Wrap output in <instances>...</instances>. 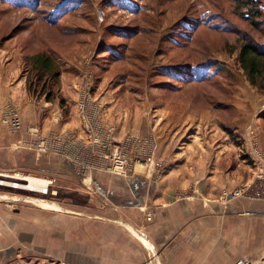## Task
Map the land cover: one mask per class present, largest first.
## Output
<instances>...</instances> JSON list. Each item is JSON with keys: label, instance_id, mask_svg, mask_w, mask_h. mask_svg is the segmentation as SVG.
<instances>
[{"label": "crops", "instance_id": "crops-1", "mask_svg": "<svg viewBox=\"0 0 264 264\" xmlns=\"http://www.w3.org/2000/svg\"><path fill=\"white\" fill-rule=\"evenodd\" d=\"M21 65L20 52H0V107L17 108L22 123L21 131L12 133L0 122V176L37 173L63 179L64 187L94 182L109 211L28 207L11 214L0 207V248L7 246V253L17 256L22 246L25 257L51 264L264 263V202L222 197L253 180L250 133L264 152V122L254 114L255 105L229 99L225 119L217 111L223 100L216 94L217 100L202 99L198 106L184 101L162 108L150 101L146 108L157 109L151 112L154 156L167 163L166 172L143 175L136 167L118 176L99 169L80 180L71 157L86 158L90 149V133L77 110L80 86L62 84L69 117L60 120L57 102L28 93ZM93 91L86 107L93 112L87 117L91 125L113 127L116 141L141 127L144 120L127 118L119 94L110 100ZM52 135L58 140L55 152H38L40 139ZM236 136L241 148L234 144Z\"/></svg>", "mask_w": 264, "mask_h": 264}, {"label": "rangeland", "instance_id": "rangeland-1", "mask_svg": "<svg viewBox=\"0 0 264 264\" xmlns=\"http://www.w3.org/2000/svg\"><path fill=\"white\" fill-rule=\"evenodd\" d=\"M244 42L264 47V0H0V52H20L29 81L34 78L24 59L45 52L61 71L59 87L50 86L52 96L62 97V84L86 86L89 81L101 97L112 100L119 94L127 118L144 120L134 133L151 127V112L157 109L146 108L150 101L162 103V108L184 101L198 106L200 98L210 101L216 94L223 100L217 107L222 118L231 111L225 101L234 98L255 105L254 114L261 119L264 93L248 83L237 62ZM221 130H226L224 125ZM237 139L234 144L241 148ZM23 177L53 184L47 195L12 188L13 183L27 184ZM59 179L24 172L2 175L0 207L11 214L28 207L85 214L109 211L94 182L64 187ZM21 250L15 256L7 253V246L0 248V264H51L29 259Z\"/></svg>", "mask_w": 264, "mask_h": 264}, {"label": "built area", "instance_id": "built-area-1", "mask_svg": "<svg viewBox=\"0 0 264 264\" xmlns=\"http://www.w3.org/2000/svg\"><path fill=\"white\" fill-rule=\"evenodd\" d=\"M92 86L89 83L81 85L78 90V114L82 126L90 133L89 150L87 157L78 156L71 157L75 172L80 177H90L95 170H103L109 174L118 176H127L135 172L136 167H141L149 173L150 171L156 177L161 176L167 169V164L163 160L156 159L154 130L153 126L149 129L145 128L146 132H136L127 134L122 141L113 139L115 131L111 126L91 125L90 117L87 111V103L91 101ZM60 120L62 114H60ZM0 122L8 127L12 133H17L22 129V123L19 110L10 104H4L0 107ZM90 123V124H89ZM151 124V123H150ZM148 130V131H147ZM98 133V134H97ZM250 154L254 157L253 161V180L237 191L231 193H222L223 198L238 199L243 198L251 201L264 202V152L258 150L257 144L250 133ZM58 140L55 136H48L40 139L36 144V149L40 153L48 151L55 152V143ZM46 184L38 192L42 195H47L48 186L53 184L52 180L45 181ZM12 188L17 189V184H11ZM149 220L150 218L147 217ZM235 264H251L246 260H239Z\"/></svg>", "mask_w": 264, "mask_h": 264}, {"label": "trees", "instance_id": "trees-1", "mask_svg": "<svg viewBox=\"0 0 264 264\" xmlns=\"http://www.w3.org/2000/svg\"><path fill=\"white\" fill-rule=\"evenodd\" d=\"M237 62L245 73L248 83L252 87L258 89L259 92L264 93V47L252 42H244L239 48ZM24 63L25 65H30L29 72L34 78V81H29L26 77V89L28 93L37 98H41L42 96L46 102H57L62 114V119L67 121L69 117V106L67 101L62 95V97L52 96L54 91L51 87H59L58 85L60 82L59 78L61 71L57 62L47 53L39 52L26 57ZM26 72L27 76L28 69ZM198 83L200 82L191 83L194 85H185V88L197 86ZM58 91L59 89L57 88L55 93ZM213 98L214 96L211 97V99ZM202 99L206 100L205 98H200V100ZM261 119L264 122V115H262Z\"/></svg>", "mask_w": 264, "mask_h": 264}, {"label": "bare ground", "instance_id": "bare-ground-1", "mask_svg": "<svg viewBox=\"0 0 264 264\" xmlns=\"http://www.w3.org/2000/svg\"><path fill=\"white\" fill-rule=\"evenodd\" d=\"M22 179L25 180L27 184H24V185L17 184L16 187H23V188H27L28 190L35 191V190H38L37 185H42L41 188H43V186L46 184V182L41 179H34V178H27V177H23ZM0 184H5V183L0 182Z\"/></svg>", "mask_w": 264, "mask_h": 264}]
</instances>
